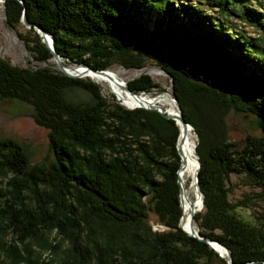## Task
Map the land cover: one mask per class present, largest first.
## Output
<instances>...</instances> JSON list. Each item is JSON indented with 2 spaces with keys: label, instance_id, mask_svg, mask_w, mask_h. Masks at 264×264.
<instances>
[{
  "label": "trees",
  "instance_id": "16d2710c",
  "mask_svg": "<svg viewBox=\"0 0 264 264\" xmlns=\"http://www.w3.org/2000/svg\"><path fill=\"white\" fill-rule=\"evenodd\" d=\"M204 3L214 16L171 0H4L3 13L13 30L22 13L45 30L66 66L139 70L151 62L164 72L196 139L197 232L228 248L233 264H264V211L247 221L236 212L244 202L230 203L226 187L233 174L264 190V16L239 12L232 0ZM231 20L256 22L261 38L229 31ZM25 33L17 36L34 60L49 59L33 29ZM126 85L137 94L158 88L146 74ZM74 88L89 102L67 101ZM99 91L89 80L0 58V101L31 107L53 155L30 166L16 140L0 139V264H53L41 253L63 245L57 264H211L216 253L177 227L175 121L108 103ZM230 111L253 116L260 132L239 151L228 142ZM149 213L169 230L151 232Z\"/></svg>",
  "mask_w": 264,
  "mask_h": 264
},
{
  "label": "rangeland",
  "instance_id": "374dc122",
  "mask_svg": "<svg viewBox=\"0 0 264 264\" xmlns=\"http://www.w3.org/2000/svg\"><path fill=\"white\" fill-rule=\"evenodd\" d=\"M175 3L186 2L189 5L197 7V10L204 14L214 13L209 9L204 0H171ZM237 11H243L246 9L251 10L256 15L264 16V0H232ZM174 6V5H173ZM248 10V11H249ZM4 13H3V3L0 5V58L10 63L11 66L20 67L24 69L35 70L36 68H47L52 71V73H60L55 65L52 57L46 61L38 62L32 57V53L26 48V45L21 41L17 34L29 37L26 34L28 29H26L21 23L16 29H11L7 27L4 23ZM153 18V16H152ZM180 18V19H179ZM181 20L183 23H187L189 20L178 17V21ZM263 21V20H262ZM229 31H238V35L244 38L255 39L257 36L260 37V32L255 28L256 22H243L239 20H231L229 22ZM34 33L36 32L33 30ZM36 34V33H35ZM38 37L39 35L36 34ZM40 41V38H39ZM41 43V41H40ZM42 44V43H41ZM59 62L62 65L63 60L60 58ZM73 69L77 66H66ZM109 70L113 71L122 79L125 84L126 82L132 80L133 78H138L140 75L146 74L151 78V81L155 83L158 88L153 90L151 94H159L162 92L171 94L170 78L162 72L160 69L154 67L151 62H146L143 68L137 69H124L122 66L112 65ZM107 70V69H105ZM62 74V73H61ZM64 75V74H63ZM68 78V77H67ZM80 78V77H78ZM73 79V78H71ZM80 80H89L93 82L99 89V94L106 102L117 104H122L116 95H114L110 89L104 84H97L89 78H80ZM65 99L69 102L83 104L89 102L88 94L79 88H74L67 90L64 93ZM124 106V105H123ZM125 108V107H124ZM134 109V108H129ZM31 107L24 105L20 102L12 100H1L0 101V139L9 138L16 140L21 147L26 151L29 156L28 164L30 166L35 165H47L53 161V155L49 152L47 148L46 140V130L37 127L30 119ZM166 114V113H165ZM167 115V114H166ZM225 126L227 134L229 136L228 142L233 143L232 149L234 151H239L245 145V140L248 137H259L260 132L255 126V118L250 114H235L232 111L229 112L227 118L225 119ZM194 143L196 145V139L194 137ZM1 180V178H0ZM246 183L241 176L231 174L229 181L226 183L228 190L227 199L230 203L235 204L238 201H243L244 206H241L236 210L244 219L250 221L252 215L263 213L264 211V190L259 187H255L251 184ZM200 211V210H199ZM199 211H196L199 212ZM157 218L154 214H148V222L153 225L157 222ZM194 224V223H193ZM195 225V224H194ZM52 233L49 238L52 239ZM66 245L61 246V248L56 252L55 255L51 253L42 252L40 255L41 260L53 259V264H57L61 260V251L65 249ZM35 250L36 248L33 247ZM215 253V252H214ZM217 257V258H216ZM215 258L211 260V264H227L223 257L216 255Z\"/></svg>",
  "mask_w": 264,
  "mask_h": 264
},
{
  "label": "bare ground",
  "instance_id": "6f19581e",
  "mask_svg": "<svg viewBox=\"0 0 264 264\" xmlns=\"http://www.w3.org/2000/svg\"><path fill=\"white\" fill-rule=\"evenodd\" d=\"M4 0H0V5ZM66 69L67 74L75 75L80 74V78H89L97 84H104L113 91L112 93L118 97V99L122 102V106L125 108H141V107H150V108H159L166 113L168 116H174L178 113L177 104L172 101L170 93H159V94H135L136 97L130 96L125 89L124 81L118 77L116 73L111 70H107L106 73L97 75L95 73H88L83 76L80 69L74 70ZM138 96V97H137ZM121 104V103H120ZM165 114V115H166ZM179 137L176 139L175 148L177 150V155L180 158V165L178 167L177 183L181 188L179 194L180 200V209H181V222L180 226L183 231L186 232H197L196 226L193 224V219L191 220L190 214L194 215L196 211L200 209V203L198 196V191L195 188L194 180L196 176V166H197V158L195 157V143L194 137L195 135L192 133L191 128H183L178 127ZM213 248L216 249L218 256L223 257V250L216 247V245H212Z\"/></svg>",
  "mask_w": 264,
  "mask_h": 264
},
{
  "label": "water",
  "instance_id": "95a60500",
  "mask_svg": "<svg viewBox=\"0 0 264 264\" xmlns=\"http://www.w3.org/2000/svg\"><path fill=\"white\" fill-rule=\"evenodd\" d=\"M26 15L24 13H22L21 17H20V23L26 28V29H30L32 28L33 30H35L36 34L39 35V38H40V41L41 43L45 46V48L48 50L50 56L53 58L54 62H55V65L56 67L58 68L59 72L66 75V77L68 78H78L80 76V74H75V75H71V74H67L66 73V69H69L68 67H66V65H62L60 62H59V59L60 57L57 55V53L54 51L53 49V43H52V38L46 33L45 30L39 28L38 26H35V25H31L29 23H27L26 21ZM71 69V68H70ZM77 69H80L81 72L83 73L82 75L85 76L87 75L89 72L90 73H95L97 75H100V74H104L107 72V70H103V71H95V70H92L88 67H81V66H77V68H75L74 70H77ZM123 88L125 89V91L132 97H136V93H133L131 91L128 90L127 88V85L124 83V86ZM139 94H143V93H139ZM138 97V96H137ZM172 98V97H171ZM172 101H175V99L172 98ZM177 104V103H176ZM122 105V104H121ZM123 107V106H122ZM177 111L178 113L175 114L174 116H168V115H165L164 112L162 110H160L159 108H150V107H141V108H136V109H142V110H150V111H155L157 113H159L160 115H162L165 119H170V120H173L175 121V125L178 129V127H183L184 129L185 128H191L188 124H186L184 122V120L182 119L181 117V113L179 111V106L177 105ZM124 108V107H123ZM124 109H127V110H131L129 108H124ZM135 109V108H134ZM196 157V156H195ZM198 161H197V166H196V171L198 170ZM177 171L178 169L176 170V176H177ZM177 178V177H176ZM196 180H197V173H196V176H195V180H194V184H195V188L196 190L198 191V196H200V192L196 186ZM176 181V184L178 186V183H177V180L175 179ZM178 189H179V194L181 193L180 190L181 188L178 186ZM179 194H178V203L180 204V200H179ZM201 197V196H200ZM144 198V197H143ZM199 203H200V208H202V203H201V198H199ZM180 207V206H179ZM181 212V211H180ZM156 217V216H155ZM190 218L191 220L193 219V215L190 214ZM181 219L182 217L180 216L179 218V222L177 223V227L182 231L184 232L186 235H188V237L190 238H194L198 241H201L202 243L206 244L209 246V248H211L215 253L216 255L218 256V253L216 251L215 248H213L212 245H216V247L222 249L224 252H223V259H225L226 263L227 264H233L232 261H231V256H230V250L226 247H224L223 245H220L219 243H217L216 241H213V240H210V239H206V238H203L202 235H200L198 232H186V231H183L181 226H180V222H181ZM148 225V222L146 223ZM149 227H150V231L151 232H158V233H163V232H166L169 230L168 227L164 226V225H161L158 221L155 222L153 225L149 224Z\"/></svg>",
  "mask_w": 264,
  "mask_h": 264
}]
</instances>
